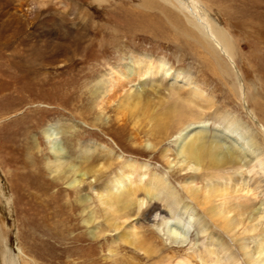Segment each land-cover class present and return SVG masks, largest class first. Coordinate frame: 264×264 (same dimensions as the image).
<instances>
[{
    "label": "rangeland",
    "instance_id": "374dc122",
    "mask_svg": "<svg viewBox=\"0 0 264 264\" xmlns=\"http://www.w3.org/2000/svg\"><path fill=\"white\" fill-rule=\"evenodd\" d=\"M200 1L231 40L233 62L220 54L223 65L230 67L232 77L257 88L262 99L258 107L254 108L247 92L237 95L231 76H221L207 51L186 39L182 29L170 24L158 9L150 10L146 0H0V146L1 140L15 141L28 130L30 141L34 137L37 140L38 155L45 157L48 151L41 128L33 124L43 120L65 131L64 136L57 137L58 142L71 153L87 142L100 144L120 157L114 160L113 169L122 160L146 163L150 174L163 175L181 192L180 183L192 174L173 160L177 128L171 124L165 132L159 123L156 126L150 121L153 113L149 115L163 114L169 106L174 107V97L178 101L191 99L195 113L212 134L224 129L222 120L231 116L241 119L258 133L264 149V108H260L264 94L259 91L264 85V37L255 34L258 27L264 26V6L253 9L236 4L225 6L216 0ZM149 16L159 20L160 27L144 24L143 18ZM147 57L166 59L172 66L171 75L182 73L176 85H171L169 77L148 85L138 84L149 108L138 127L127 111L118 110L124 99L120 90L105 97L102 109L95 106L93 91L103 76L108 79L111 72L117 76L123 67L134 68L136 61L144 63ZM197 92L201 95L195 99ZM142 140L153 147L139 146L137 142ZM1 156L0 218L10 231V249L20 255L21 264H167L172 256L175 260L170 264H176L177 256L204 264L197 255L204 235L194 228L184 246L171 243L161 226L170 219L164 202L145 201L142 212L131 216L124 225H133L157 253L146 255L132 245L117 242L116 233L103 232L101 216L98 221L102 232L92 240L75 203L76 194L65 181L57 182L47 172L39 174L47 189L45 195L31 190L34 196L21 205L15 170ZM163 156L171 157V166ZM243 166L247 181L254 183L253 173L248 175L249 165ZM222 172L233 171L227 166ZM200 180L197 178V185ZM90 184H97L94 177H87L83 194L92 196L87 189ZM255 198L257 206L264 209V191L259 190ZM31 205V214L39 217L35 220L26 211ZM227 243L238 255L233 242ZM238 259L243 263L241 256Z\"/></svg>",
    "mask_w": 264,
    "mask_h": 264
},
{
    "label": "bare ground",
    "instance_id": "6f19581e",
    "mask_svg": "<svg viewBox=\"0 0 264 264\" xmlns=\"http://www.w3.org/2000/svg\"><path fill=\"white\" fill-rule=\"evenodd\" d=\"M215 2L225 6L236 4L241 8L253 9L264 6V0ZM145 3L150 10L158 9L170 24L182 29L178 31L181 33L183 31L186 39L194 41L198 47L206 50L214 59L219 74L224 77L231 76L233 89L237 95L241 96L242 92H247V96L252 97L250 99L254 102V108L260 105L258 100L262 99L257 88L252 83H245L235 76L232 77L230 67L223 65L220 54L231 61L233 59L231 40L209 16V12L203 9L200 0L158 2L146 0ZM168 7L177 11V15L168 11ZM151 17L143 18L144 24L151 28L160 27V21ZM255 34L256 37L260 35V38H263L264 26L258 27ZM171 69L172 66L166 59L153 60L147 57L144 63L136 61L134 68L123 67L117 76L111 72L108 76L110 78L103 76L95 85L93 91V96L97 98L94 101L95 106L98 104L102 109L105 97L113 94L115 90H120L124 94V99L120 101L118 110L127 111L135 120L134 126L138 127L141 118L145 117L149 109L146 97L138 84L148 85L158 78L161 80L169 77L171 85H176L182 72L177 71L171 75ZM259 91L263 96L264 85ZM200 95L201 93L197 92L195 99ZM172 102L174 107H166L167 109L163 111L167 117H162L163 114L158 112H150L149 115L152 113L153 115L149 120L156 126L159 123L165 132L169 131L171 127L168 126L171 124L174 129L177 128L178 140L174 153L172 152L173 160L183 170L192 174L180 183L181 192H178L163 175L157 172L150 174V167L146 163L122 160L113 169L114 160L118 161L120 157H117L113 150L100 144L87 142L71 153L68 147L58 142L57 137L64 136L65 133L60 126L51 125L49 121L47 124L43 120H37L33 124L36 128H41L40 133L48 151L45 157L41 158L38 155L37 140L34 137L33 142L30 141L31 138L27 137L28 130L21 133L15 141L1 140L3 145L0 146V155L15 170V185L20 196V204H23V200L29 202L32 199L34 194L31 196V190L45 195L47 189L44 188L39 174L47 172L53 180L65 181L67 187L75 192V203L78 210H81L84 224L90 229H87L89 231L87 235L92 240L98 239V234L102 232L98 221L101 216L103 232L116 233L117 242L132 245L136 250H143L146 255L157 253L156 247L141 238L133 225L128 228L124 225L131 216L142 212L145 201L151 204L154 201H162L169 210L170 219L162 222L161 226L171 243L181 247L192 228L198 234L204 235L201 245L197 246L199 249L197 255L204 264H240L238 259L240 256L243 260L241 264H264V209L255 203L257 192L264 191V149L258 133L241 119L231 116L227 120H222L224 124L222 131L212 134L207 126H204L203 118L201 120L195 113L192 105L194 102L191 99L178 101L173 97ZM262 107L264 108V104L260 106L261 110ZM138 112L141 113L140 116ZM20 137L21 139L23 137L24 142ZM137 143L140 146L144 141ZM145 146L153 147V144ZM163 157L167 165L171 166V157ZM245 164L250 168L248 175L252 172L255 177L252 184L247 181V173L244 172L243 166ZM205 166L206 173L203 172ZM227 166H231L233 172L221 173V169ZM21 170L24 173L20 172ZM202 172L205 175H202ZM89 176L94 177L97 183L90 184L87 188L92 196L83 194V186ZM197 178L202 180L200 185H197ZM31 210L32 205L26 211L33 219L39 218L37 214L32 215ZM40 212H45L44 206ZM38 222L40 224V221ZM6 226L0 218V264H21L20 255L14 254L10 249L11 236ZM229 240L236 246L238 255L227 243ZM176 259V264H193L187 257L177 256ZM167 260V264H170L175 259L172 256ZM24 264L31 263L25 261Z\"/></svg>",
    "mask_w": 264,
    "mask_h": 264
}]
</instances>
